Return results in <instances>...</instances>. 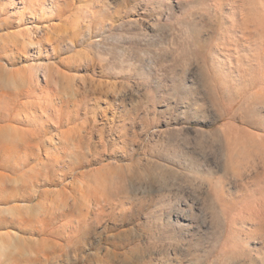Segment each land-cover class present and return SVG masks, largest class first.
<instances>
[{"label": "rangeland", "instance_id": "obj_1", "mask_svg": "<svg viewBox=\"0 0 264 264\" xmlns=\"http://www.w3.org/2000/svg\"><path fill=\"white\" fill-rule=\"evenodd\" d=\"M0 264H264V0H0Z\"/></svg>", "mask_w": 264, "mask_h": 264}, {"label": "bare ground", "instance_id": "obj_2", "mask_svg": "<svg viewBox=\"0 0 264 264\" xmlns=\"http://www.w3.org/2000/svg\"><path fill=\"white\" fill-rule=\"evenodd\" d=\"M22 43H24V42H22ZM35 81H37V80H35Z\"/></svg>", "mask_w": 264, "mask_h": 264}]
</instances>
